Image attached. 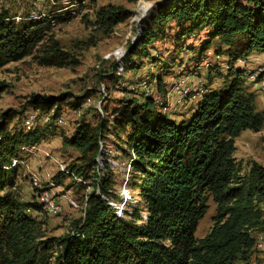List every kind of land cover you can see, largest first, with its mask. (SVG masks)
I'll use <instances>...</instances> for the list:
<instances>
[{"label":"trees","instance_id":"obj_1","mask_svg":"<svg viewBox=\"0 0 264 264\" xmlns=\"http://www.w3.org/2000/svg\"><path fill=\"white\" fill-rule=\"evenodd\" d=\"M130 14L100 7L95 24L108 33ZM72 18L50 14L14 24L1 13L0 68L30 56L38 46L42 47L35 57L38 65L67 66V55L49 33L51 24ZM148 21L135 42L128 43L121 62L124 72L139 70L143 59L153 61L148 47L166 31H173V40L179 42L204 30L208 39L204 45L215 38L227 45L229 66L264 49V0H166L156 5ZM200 52L195 59H200ZM240 76L242 71L237 70L228 86L203 95L187 121L168 119L157 102L144 98L139 89V100H124L110 119L99 115L91 125L77 118L71 136L63 138L62 144L79 156L56 178L72 175L91 181L89 186L104 199L88 194L75 230L59 238L41 239L42 223L26 214L27 210L42 211L41 206L19 203L9 190L16 171L12 161L22 147L38 145L44 131L54 126L64 95L32 97L27 102L37 118L51 113L43 129L38 122L24 130L9 129L7 115H1L0 264H250V232L259 218L257 203L264 201V167L251 162L249 171L240 173L233 158L234 139L242 131L258 132L263 118L255 112L254 97L241 86ZM149 77L146 82L153 81L156 94L163 98L166 85L161 75ZM133 83L137 88V80ZM108 134L126 148L118 150L128 158L127 185L138 199L130 213L119 209L117 215L106 200L108 166L103 177L96 172L101 149L107 151ZM207 197L215 204L214 224L196 240L194 232Z\"/></svg>","mask_w":264,"mask_h":264},{"label":"rangeland","instance_id":"obj_2","mask_svg":"<svg viewBox=\"0 0 264 264\" xmlns=\"http://www.w3.org/2000/svg\"><path fill=\"white\" fill-rule=\"evenodd\" d=\"M36 1L0 0V14L6 13L14 24L41 20L50 14L59 18H63L65 14L72 15V20L67 23L51 24L49 33L52 40L56 41L67 55L68 65L61 68L38 65L35 57H38L42 50V47L38 46L30 56L1 67L0 116L7 115L6 123L9 129H28L31 127L29 124L34 126L36 122L41 127L39 129H43L42 124L45 122H42V119L48 120L51 113L37 118V113L27 102L32 97L64 95L59 101L60 117L54 122L55 127L44 131L38 145L22 147L17 158L13 160L17 163L14 166L16 171L13 186L9 192L15 200L22 204L35 203L42 209L38 195L40 190L48 189L53 200L61 204V213L54 216L43 209L39 212L26 211L36 222L42 223L41 239L59 238L73 232L75 223L83 217L87 195L103 198L97 189L89 186L91 181L84 182L72 175L56 178L58 172L66 173L65 167L79 156L75 149L64 146L62 139L71 136L78 123L77 118L91 125L95 124L99 115L110 119L112 112L118 109L124 100H139V91L144 98L155 100L158 110L168 119L176 122L187 121L201 97L176 106L174 98L173 103L167 100V94L173 85L177 86L187 77L190 80L198 79L205 94L220 90L228 86L235 77L241 67L239 63L256 58L259 62H250L241 67L240 80L241 86L253 95L254 110L262 116L263 124L258 132H240L234 139L233 158L240 165V173L249 171L250 161L264 167V91L259 84L257 87L252 83L247 75L249 71L255 72L264 66V49L254 51L247 58L238 59L229 66L227 45L217 38L204 45V41H208L204 30L196 31L189 39L179 42L173 40V31H166L148 47L153 61L143 59L139 70L124 72L121 62L128 43L137 36L139 26L142 28L141 32L147 27L148 18L156 5H161L166 0ZM170 3L168 1L167 5ZM105 6L120 8L131 14L110 32L105 33L95 24V12ZM169 25L174 27L173 22ZM202 47L205 49L200 52ZM199 52L202 55L197 60L195 56ZM157 74L161 75L162 82L166 85L163 98L156 94L154 82L148 84L145 80H150V75ZM136 80L137 88L133 83ZM193 83L195 84V81L191 84ZM72 102L74 106L70 107L69 103ZM122 137L120 134V139ZM104 145L107 151L101 149V155L96 160V172L98 177H103L107 168L105 165L111 171L109 196L106 200L117 211V215L119 209L130 213L131 207L136 205L138 199L135 191L127 185L128 158L118 150V147L124 150L126 148L120 140L110 134L106 135ZM205 204V213L194 232L196 240L207 235L214 224L215 204L210 197L206 198ZM257 209L258 222L250 232L253 240L250 264H264V201L257 203Z\"/></svg>","mask_w":264,"mask_h":264},{"label":"bare ground","instance_id":"obj_3","mask_svg":"<svg viewBox=\"0 0 264 264\" xmlns=\"http://www.w3.org/2000/svg\"><path fill=\"white\" fill-rule=\"evenodd\" d=\"M38 1V0H37ZM244 62V61H243ZM248 76H250V80L254 84H259L264 91V66L259 67L258 70L255 72L249 71ZM185 81V80H183ZM149 88V87H148ZM176 91V93H175ZM146 94V93H145ZM171 94L173 95L175 99V104L182 105L184 101H190L194 100L196 98H199L205 94L204 90L200 86H195V84H189V85H177L174 86L171 90ZM264 94V93H263ZM177 95H180L181 98L177 99ZM32 120V117H30ZM28 123V122H27ZM32 127V124H31ZM17 162H13V164H16ZM63 171V170H62ZM37 186V185H36ZM38 199L41 201L42 209L47 212L49 215H58L61 212L57 211V209H54L53 206V198L50 196V193L43 189L40 190V195H38ZM62 210V209H61Z\"/></svg>","mask_w":264,"mask_h":264},{"label":"built area","instance_id":"obj_4","mask_svg":"<svg viewBox=\"0 0 264 264\" xmlns=\"http://www.w3.org/2000/svg\"><path fill=\"white\" fill-rule=\"evenodd\" d=\"M37 2V1H36ZM253 62H259L256 58H253ZM248 63H250V62H241V63H239L238 65H240V66H245V65H247ZM182 81V83H186L187 81H183V80H181ZM192 81H195V86H201V83H200V81L198 80V79H194V80H192ZM257 85V87H258V84H256ZM175 93H176V91H175ZM179 98H181V96L180 95H177V99H179ZM48 120L47 119H42V122H47ZM30 126H31V124H29ZM53 206H54V209H57V211H59V212H61V209H62V207H61V204L59 203V202H57V201H53Z\"/></svg>","mask_w":264,"mask_h":264},{"label":"crops","instance_id":"obj_5","mask_svg":"<svg viewBox=\"0 0 264 264\" xmlns=\"http://www.w3.org/2000/svg\"><path fill=\"white\" fill-rule=\"evenodd\" d=\"M246 62V61H245ZM248 62H253V60L251 61V60H249ZM254 66V65H253ZM239 67H240V65H239ZM241 67H243V66H241ZM239 68L238 70H240V71H242V68ZM180 76V75H179ZM193 80V79H192ZM192 80H190V78H187L186 77V79H185V81H187L186 83H178V85H189V84H191L192 83ZM177 85V84H176ZM174 86V85H173ZM172 86V87H173ZM171 87V88H172ZM171 88H170V90H171ZM169 90V92H168V94H167V100H169L170 102H172L173 103V101H172V98H174L173 97V95L171 94V91ZM208 92V91H207ZM202 97V96H201ZM176 113V112H175ZM236 162V161H235ZM250 162H254V161H250ZM238 165H239V163L238 162H236ZM254 163H256V162H254ZM257 164V163H256ZM259 165V164H258ZM261 166V165H260ZM239 167H240V165H239ZM263 167V166H262ZM48 190V189H47Z\"/></svg>","mask_w":264,"mask_h":264},{"label":"water","instance_id":"obj_6","mask_svg":"<svg viewBox=\"0 0 264 264\" xmlns=\"http://www.w3.org/2000/svg\"><path fill=\"white\" fill-rule=\"evenodd\" d=\"M141 27L139 26V28L137 29V36H135V38L137 39L139 37V33L141 32ZM135 38L132 39V43L135 42L134 40H136Z\"/></svg>","mask_w":264,"mask_h":264}]
</instances>
